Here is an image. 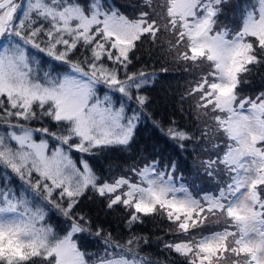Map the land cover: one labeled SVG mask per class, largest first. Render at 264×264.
<instances>
[{
	"label": "snow or ice",
	"instance_id": "snow-or-ice-1",
	"mask_svg": "<svg viewBox=\"0 0 264 264\" xmlns=\"http://www.w3.org/2000/svg\"><path fill=\"white\" fill-rule=\"evenodd\" d=\"M146 3L151 12L130 18L106 0H0V264H148L134 252L140 240L121 244L79 211L90 194L125 210L130 226L166 219L164 247L183 264H264V91L240 90L264 68V0L235 28L221 24L227 0ZM165 33L173 58L201 70L187 98L211 145L200 163L215 189L202 195L175 160L151 156L105 178L84 156L73 159L136 144L152 77L129 65ZM151 119L181 149L197 140ZM53 209L63 230L51 223ZM89 236L103 248L90 252Z\"/></svg>",
	"mask_w": 264,
	"mask_h": 264
},
{
	"label": "trees",
	"instance_id": "trees-1",
	"mask_svg": "<svg viewBox=\"0 0 264 264\" xmlns=\"http://www.w3.org/2000/svg\"><path fill=\"white\" fill-rule=\"evenodd\" d=\"M233 1L240 3L239 6L244 4L246 7L252 6L256 2V0ZM20 2L23 4L24 0H20ZM152 2L153 5H159L160 0H153ZM106 3L119 8L123 14L130 18L138 17L139 13L145 8L149 12L152 11V8L147 6L146 0H106ZM229 10L231 11L232 8L226 6L221 22H225L228 17L227 14H230ZM233 25L230 24L229 27ZM168 39V34L165 33L160 36V43L158 44H153L150 41L145 42L135 50L133 62L129 66L130 72L137 66L139 68L137 72L145 70L152 77L150 83L143 90V94L149 98L148 116L150 118L141 125L136 144L127 152L106 149L94 156L93 161H91L93 162L92 166L105 178H111L116 169H125L135 159L137 162H142L151 156H156L157 158H163L165 163L171 159L178 162L183 182L189 187L190 191L194 194H200L203 191L210 192L215 187L212 188L213 190L207 189L203 184L206 180L201 183L197 180H201L200 175H203V178L214 181L203 174L200 163L201 159L207 155V150L210 149L211 145L207 138L200 139V131L204 125V120L203 118L196 119L197 116L190 114V109H194V104H192L191 99L187 98L186 94V90L190 89L191 84L195 82L191 80L199 78L200 69L193 66L191 69L186 70L184 62L175 61L173 58L174 51H170ZM37 55L46 58L43 53H37ZM182 80L185 81L181 83ZM186 85L189 87H186ZM240 90L241 95L247 94L252 97L264 91V68L257 66L256 70L247 74V80L240 86ZM129 106L135 107L134 104ZM152 117L159 121L165 130L172 124L190 130L196 135L197 140L187 142L188 147L186 150L181 149L175 141L169 139L164 132L153 126ZM198 120L200 126L195 125V123L198 124ZM33 123L38 124V122ZM197 144H199V147H196ZM77 155H81V153H73V156L76 157ZM101 155L104 157L102 158ZM213 184L215 185V183ZM79 211L90 216L94 223L102 226L106 231L111 232L112 236L120 243L125 241L128 236H138L139 238L143 236L142 242L139 243L142 254L151 257L158 264H183L184 262L182 256L170 252L164 247V242L172 239L169 232L171 225L164 218L147 216L143 218L142 222L130 226L125 210L109 211L104 206L101 198L95 194H90V198L85 199L79 205ZM53 212L57 218L54 217ZM50 215L53 216L51 222L61 229L65 218L55 209ZM144 239L148 242L144 243ZM97 241L98 238L89 236L86 245L88 248H93L95 245L98 246ZM231 259L229 258L228 264H231Z\"/></svg>",
	"mask_w": 264,
	"mask_h": 264
},
{
	"label": "rangeland",
	"instance_id": "rangeland-1",
	"mask_svg": "<svg viewBox=\"0 0 264 264\" xmlns=\"http://www.w3.org/2000/svg\"><path fill=\"white\" fill-rule=\"evenodd\" d=\"M153 1V0H152ZM238 4H240V3H238V2H234L233 0H227V4H226V6H229V8H232V10L230 11V14H227V18L226 19H228V20H226L225 19V22H221V24L222 25H227L228 27L230 26V24H234L232 27H229V28H235L236 26H238L239 24H240V22H241V18H242V16H243V14H244V11L246 10V9H250L251 8V6H247L246 7V5H244V4H242V5H238ZM255 4H256V2H255ZM33 52H35V50H33ZM42 56V55H41ZM46 57V56H45ZM44 58V57H43ZM46 58H48V57H46ZM46 58H44L45 60H47ZM175 60V59H174ZM176 61V60H175ZM129 66H131V65H129ZM137 70H139V68L137 67V66H135L134 67V69L133 70H131V72H137ZM141 71V70H140ZM201 71V70H200ZM147 72V71H146ZM168 75H173V74H171V73H167ZM199 79V78H198ZM185 80H182L181 81V83H183ZM192 82H194L195 81V79H193V80H191ZM194 83H192L191 84V86L193 85ZM102 87V86H101ZM186 87H189L188 85H186ZM106 90V89H105ZM189 90V89H188ZM188 90H186V94H187V91ZM103 95V93H101V96ZM244 96H250V95H244ZM191 101H192V104H194L195 103V101L194 100H192L191 99ZM190 114L191 115H195V116H197L196 114H197V112L194 110V109H190ZM197 119V118H196ZM200 120V119H199ZM199 120H198V124H196L195 123V125L196 126H200V123H199ZM209 123H211L210 121H209ZM152 142V141H151ZM82 156H84L85 158H87L88 160H89V162H90V164L92 165L93 164V162H91V161H93V159H94V156H87L86 154H81V155H77L76 157L75 156H73V159L74 160H77L78 158H80V157H82ZM101 157L103 158L104 156H102L101 155ZM138 162H137V160L135 159V161H132V162H130V164L127 166V167H125V169H116L115 171H114V173H112V176H119V175H124V174H126L127 173V170L129 169V168H131V167H133V166H135L136 164H137ZM203 175H200V179L201 180H197V181H200V183L201 182H203V181H205V182H203V184H204V187L205 188H207V189H212V188H214L215 187V185L213 184V183H215V181H210L209 179H205V178H203ZM207 186V187H206ZM213 190V189H212ZM204 192H206V191H203V192H201L200 194L202 195ZM208 192V191H207ZM178 195H182V193H180V194H178ZM53 215H54V217L55 218H57V216L54 214V212H53ZM53 217V216H52ZM157 218H163L162 216H156ZM52 224H53V226L54 227H56V225L53 223V222H51ZM63 227H61V229L59 228V227H56L57 228V230L58 231H60V230H63L64 228H66L67 227V223H66V221H65V219H64V222H63ZM143 237V236H142ZM142 237L141 238H139L138 236H128L126 239H125V241H122L121 242V244H125L129 239H138V240H140V242H142ZM145 240V239H144ZM143 240V241H144ZM102 243H100V242H98V246L97 245H95L93 248H88V250L90 251V252H92V251H97V250H100V249H102L103 248V245H101ZM134 252H135V254L138 256V257H140V258H143L145 261H147L148 262V264H158L156 261H154V260H152L151 259V257L149 258V257H147L146 255H144V254H142V251L140 250V246L138 245V247H136L135 249H134ZM130 255V254H129ZM161 264H168V263H161Z\"/></svg>",
	"mask_w": 264,
	"mask_h": 264
}]
</instances>
